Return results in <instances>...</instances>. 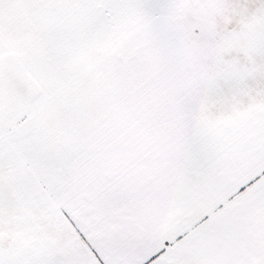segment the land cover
Returning a JSON list of instances; mask_svg holds the SVG:
<instances>
[{
  "label": "snow or ice",
  "instance_id": "1",
  "mask_svg": "<svg viewBox=\"0 0 264 264\" xmlns=\"http://www.w3.org/2000/svg\"><path fill=\"white\" fill-rule=\"evenodd\" d=\"M0 264H264V0H0Z\"/></svg>",
  "mask_w": 264,
  "mask_h": 264
}]
</instances>
